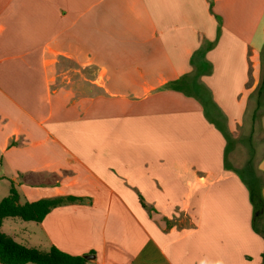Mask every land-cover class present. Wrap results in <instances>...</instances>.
<instances>
[{
  "label": "crops",
  "instance_id": "obj_1",
  "mask_svg": "<svg viewBox=\"0 0 264 264\" xmlns=\"http://www.w3.org/2000/svg\"><path fill=\"white\" fill-rule=\"evenodd\" d=\"M203 42L204 104L168 86ZM263 46L264 0H0V169L20 202L75 198L8 235L83 264H264L239 173L264 199Z\"/></svg>",
  "mask_w": 264,
  "mask_h": 264
},
{
  "label": "trees",
  "instance_id": "obj_2",
  "mask_svg": "<svg viewBox=\"0 0 264 264\" xmlns=\"http://www.w3.org/2000/svg\"><path fill=\"white\" fill-rule=\"evenodd\" d=\"M211 43L203 42L190 58L193 70L190 74L181 76L171 82L168 86L172 89L182 91L187 95L198 98L201 103L205 100L211 101L210 90L199 82L204 73L211 71V64L205 58L206 50ZM264 63V46L261 49ZM264 79V78H263ZM200 83V85H198ZM247 182L249 197L255 212L264 209V199L260 191V179L253 171H239ZM71 195L43 197L35 200L20 202V195L13 183L9 193L0 200V263L2 264H83L85 259L82 255H74L65 252L54 245L48 250H40L36 247L27 246L1 231L3 219L6 217H18L24 221H41L51 208L73 201ZM254 227V224H253Z\"/></svg>",
  "mask_w": 264,
  "mask_h": 264
},
{
  "label": "rangeland",
  "instance_id": "obj_3",
  "mask_svg": "<svg viewBox=\"0 0 264 264\" xmlns=\"http://www.w3.org/2000/svg\"><path fill=\"white\" fill-rule=\"evenodd\" d=\"M262 133L264 134V132L262 131ZM3 136V135H2ZM16 138V136L12 135L11 137V141H13ZM3 144V139H1L0 141V148ZM15 144V142L13 143ZM238 143L235 144V146L232 148L233 149V154L230 155L232 161L234 164H236V166L239 168H244V164L242 165L243 161H246L249 157H248V147H245L241 145L238 146ZM247 151V156L243 154V152ZM0 155H2L1 157H4V153L2 154V152L0 151ZM244 163V162H243ZM242 165V166H241ZM12 173L10 172H6V171H2L0 169V200L1 198H3L4 196H6L9 193V188L11 186L12 180L11 175ZM14 187L19 191L20 190V185H15L13 184ZM186 222V221H185ZM33 222H29V221H24L21 218L18 217H6L3 219L2 225H1V231L6 233V234H10V235H16V236H21V233H23L24 230L30 229L33 227ZM18 241V239H16ZM2 264V263H0ZM25 264H31V263H25Z\"/></svg>",
  "mask_w": 264,
  "mask_h": 264
},
{
  "label": "water",
  "instance_id": "obj_4",
  "mask_svg": "<svg viewBox=\"0 0 264 264\" xmlns=\"http://www.w3.org/2000/svg\"><path fill=\"white\" fill-rule=\"evenodd\" d=\"M85 259H88L89 258V255L88 254H83L82 255Z\"/></svg>",
  "mask_w": 264,
  "mask_h": 264
}]
</instances>
